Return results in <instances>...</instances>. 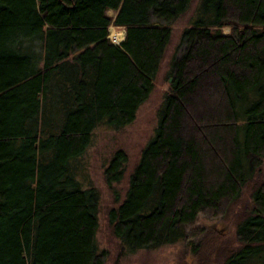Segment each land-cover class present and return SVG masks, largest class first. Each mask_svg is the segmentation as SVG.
<instances>
[{"label": "trees", "instance_id": "trees-1", "mask_svg": "<svg viewBox=\"0 0 264 264\" xmlns=\"http://www.w3.org/2000/svg\"><path fill=\"white\" fill-rule=\"evenodd\" d=\"M189 2L0 0V264L104 263L100 192L82 182L81 157L96 126L134 118ZM110 24L124 27L119 42ZM179 41L154 132L108 223L133 251L197 236L199 213L238 204V243L216 246L213 230L207 247L219 264H264V0H200ZM126 161L112 153L107 183Z\"/></svg>", "mask_w": 264, "mask_h": 264}, {"label": "rangeland", "instance_id": "rangeland-1", "mask_svg": "<svg viewBox=\"0 0 264 264\" xmlns=\"http://www.w3.org/2000/svg\"><path fill=\"white\" fill-rule=\"evenodd\" d=\"M199 1L190 0L184 13L180 14L171 24L170 38L154 76L153 87L147 98L139 103L134 118L117 128L105 125L96 126L92 132L91 142L81 157L87 179H89L81 177L82 182L94 183L100 192L96 238L99 247L106 248L108 251L103 264H219L217 251L208 249L206 244L210 242L209 239L214 234L213 230L219 233L217 234L219 238L214 242L216 246H233L238 243L233 215V210L239 207L238 204L223 215L207 216L199 213L192 227L193 231H197V236L189 235L186 238L183 237L156 247H140L133 251L123 250L120 239L113 234L107 219L108 208L116 205L124 197L130 171L139 159L142 147L154 132L157 123V110L163 99L164 91L169 85V57L174 51L181 50L183 45L181 46L179 38L182 27L188 24ZM108 12L114 13L112 9H109ZM109 27V35L112 38L118 39V36L114 35L115 31L122 29L124 33L122 26L110 24ZM222 29L228 31L229 26L225 25ZM117 148L124 149L127 161L122 177L109 184L105 178L104 168ZM116 196H118L117 199ZM193 238L196 242L199 239L205 240L201 242L198 250L194 249L189 242Z\"/></svg>", "mask_w": 264, "mask_h": 264}, {"label": "bare ground", "instance_id": "bare-ground-1", "mask_svg": "<svg viewBox=\"0 0 264 264\" xmlns=\"http://www.w3.org/2000/svg\"><path fill=\"white\" fill-rule=\"evenodd\" d=\"M114 35H117L118 36V39H115V38H112V36H111V38L115 41V42H119L123 37H124V33H123V31H122V29L121 30H118V31H115L114 32Z\"/></svg>", "mask_w": 264, "mask_h": 264}]
</instances>
